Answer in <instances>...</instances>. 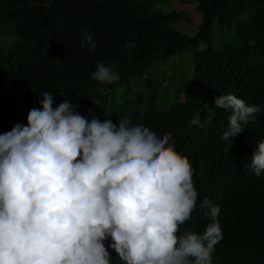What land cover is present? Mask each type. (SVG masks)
Here are the masks:
<instances>
[{
  "label": "trees",
  "instance_id": "trees-1",
  "mask_svg": "<svg viewBox=\"0 0 264 264\" xmlns=\"http://www.w3.org/2000/svg\"><path fill=\"white\" fill-rule=\"evenodd\" d=\"M189 2L196 20L174 0H0V33L16 37L0 43V133L26 124L44 91L55 94L54 107L68 99L89 120L107 114L114 123L127 117L170 132L198 190L181 229H204L208 209L199 205L208 198L220 205L223 229L213 264H264V174L256 178L245 166L264 139V0ZM87 34L95 48L81 43ZM177 55L188 57L189 76L164 83L170 79L159 69ZM100 61L120 79H93ZM221 91L261 105L231 145L222 138L230 110L215 104ZM205 104L216 113L212 122L190 125L199 108L202 119L210 115Z\"/></svg>",
  "mask_w": 264,
  "mask_h": 264
},
{
  "label": "clouds",
  "instance_id": "clouds-1",
  "mask_svg": "<svg viewBox=\"0 0 264 264\" xmlns=\"http://www.w3.org/2000/svg\"><path fill=\"white\" fill-rule=\"evenodd\" d=\"M81 43L96 47L90 34ZM91 76L120 79L103 61ZM219 93L215 104L230 110L222 138L231 145L261 105ZM54 96L44 91L26 124L0 133V264H213L220 205L205 198L199 206L209 223L181 229L198 190L172 134L127 117L89 120L68 99L54 107ZM204 107L210 115L202 119L199 108L190 125L212 122L215 111ZM252 148L245 166L261 178L264 139Z\"/></svg>",
  "mask_w": 264,
  "mask_h": 264
},
{
  "label": "rangeland",
  "instance_id": "rangeland-1",
  "mask_svg": "<svg viewBox=\"0 0 264 264\" xmlns=\"http://www.w3.org/2000/svg\"><path fill=\"white\" fill-rule=\"evenodd\" d=\"M174 1L177 4L176 5L177 9H185V11L188 12L194 20L197 19V13L194 10V5L189 2L191 0H186L187 3H181L179 0L177 1L174 0ZM176 28L181 29L186 33L195 32V29L193 30L190 25L185 23H179L178 25H176ZM15 39L16 37L13 34L5 35L4 33H0L1 44H6V46H9V44ZM188 61H189L188 57L184 55H177V57H174L172 60H168L169 66L163 65L160 67V69L158 66L155 67L156 69H159L162 72V74L166 76V79H170V80H165L164 83L171 84L172 81H174L176 85H181L184 82V80H186V78L189 76V73L191 71V65L188 64ZM175 70L177 73H174ZM172 91H174V89H172ZM173 93L171 95H173ZM171 95L167 94L164 97V101H169V97ZM106 116L107 118H110L109 115L106 114Z\"/></svg>",
  "mask_w": 264,
  "mask_h": 264
}]
</instances>
